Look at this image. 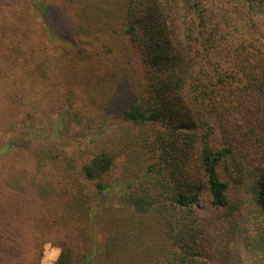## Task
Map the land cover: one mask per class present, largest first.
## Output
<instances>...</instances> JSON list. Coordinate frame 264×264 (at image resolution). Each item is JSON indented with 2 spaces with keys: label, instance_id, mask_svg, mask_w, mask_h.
<instances>
[{
  "label": "trees",
  "instance_id": "trees-1",
  "mask_svg": "<svg viewBox=\"0 0 264 264\" xmlns=\"http://www.w3.org/2000/svg\"><path fill=\"white\" fill-rule=\"evenodd\" d=\"M0 86L5 112L64 111L21 168L37 192L17 205L0 186V264L25 241L39 259L50 227L71 238L54 264H264V0H0ZM113 102L155 134L115 185L109 150L78 162L65 136L70 111ZM16 138L0 152L18 159Z\"/></svg>",
  "mask_w": 264,
  "mask_h": 264
},
{
  "label": "rangeland",
  "instance_id": "rangeland-1",
  "mask_svg": "<svg viewBox=\"0 0 264 264\" xmlns=\"http://www.w3.org/2000/svg\"><path fill=\"white\" fill-rule=\"evenodd\" d=\"M60 21L62 22V19ZM101 65H104L103 62H101ZM97 105L99 106V104ZM110 105H114L112 108L115 109L102 111L97 107H92L82 110V112L75 109L70 111L71 114H68V117L71 125L65 136L68 140H71V145L67 146V150L76 156L78 162L89 160L91 156L102 149L109 150L108 152L113 156V165L108 178L112 185H115L120 180L132 179L142 171L145 163L150 159L151 152L148 149L150 140L155 137V134L145 127L127 122L117 108L116 102ZM45 106L46 104H43L40 105L42 108L36 109L32 104L22 105L18 108L17 114L5 112L6 109L0 106V141L17 135L14 144L18 159H15L10 152L4 150L0 152V186H2V189L4 184L7 185V183L13 186L12 192L8 189L10 195L7 196L9 198L13 197L10 198L14 201L13 203L24 200L28 194L33 192V189L35 190L36 176L32 173L25 175L21 172V168H32L33 157L34 160H39L48 154L49 141L56 138L52 134L58 126L57 115L64 114V111L55 112L50 107L46 108ZM27 109L30 110V114L24 116ZM27 130L34 132L36 135L33 138L21 137ZM142 138H145L146 141H143ZM25 139L29 141L25 142ZM1 144L0 142V146ZM23 162L25 166L22 165ZM42 188L43 193L38 195L45 197L49 193V186L44 185ZM19 202L16 204L18 205ZM198 204L200 206V217L208 220L211 208L208 205L206 195H198ZM0 206L3 207L2 204ZM36 206H39V203ZM39 209L42 210L39 207L33 208V215H42L37 212ZM34 232L39 234L36 230ZM42 237L47 239L42 241ZM24 239L27 238L24 237ZM70 239V235L65 230L50 227L49 231L40 235V239H38L41 248L39 259L36 258L39 243H32V246L30 245L28 249L29 243L25 241L26 249L22 253L25 259L12 258V260L22 262L21 264H54L61 251V245L65 244V240ZM75 252H79V249L75 248Z\"/></svg>",
  "mask_w": 264,
  "mask_h": 264
}]
</instances>
